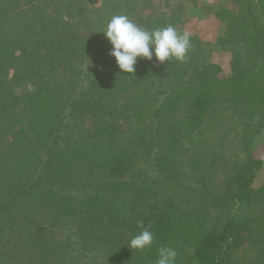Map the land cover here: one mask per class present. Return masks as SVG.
I'll return each instance as SVG.
<instances>
[{
	"label": "trees",
	"instance_id": "trees-1",
	"mask_svg": "<svg viewBox=\"0 0 264 264\" xmlns=\"http://www.w3.org/2000/svg\"><path fill=\"white\" fill-rule=\"evenodd\" d=\"M230 2L216 12L231 54L223 76L194 35L183 63L138 58L127 73L109 54L102 31L114 15L184 32L180 7L0 0V248L26 233L29 261L49 264H76L90 247L95 264H156L165 246L176 264H264V208L245 220L229 207L258 194L264 0ZM145 228L151 246L131 249Z\"/></svg>",
	"mask_w": 264,
	"mask_h": 264
},
{
	"label": "rangeland",
	"instance_id": "rangeland-1",
	"mask_svg": "<svg viewBox=\"0 0 264 264\" xmlns=\"http://www.w3.org/2000/svg\"><path fill=\"white\" fill-rule=\"evenodd\" d=\"M114 1L117 0H93V2H97V4H95V6L97 7H104L110 2ZM128 1H134V3L136 4L137 2H139L141 7L139 6V8L137 9L143 10L145 13L149 12L156 14L157 12L162 11L171 12V10H176V8L180 7L179 11L182 10L183 13H181V15L179 16V20L183 23V30L188 31L191 35L197 36L201 40L207 42L211 52L210 60L217 63L221 67V74L223 76H226L230 73V50L223 47L224 45L219 40V38H221L226 33L227 28L225 24L220 22V20L216 16L218 6L220 5L223 7H229V4L231 3L230 0ZM16 91L19 92L20 89L16 88ZM234 116V118H236V115ZM214 136L219 137L220 140H224L227 137V142L228 144H230L228 145V148L226 146L225 151L229 154V156L233 153L238 154L239 150L236 151V141L232 138V135L230 137L226 136L221 139V132H219L218 130L214 133ZM251 154L254 158L260 159L262 161L260 169L256 173V176L251 184V188L257 190L258 194L256 195V198L253 199L254 201H252L251 204L244 203L236 204L234 206L232 204L229 205V207L234 210L233 213H235L238 218H242L245 220L246 218H251L252 214H256L257 211H259L255 209L254 206H258V208H264V125L252 140ZM239 158L243 161H246V159H244V154H242ZM213 187L215 188V185ZM34 216L31 214L23 215L20 216L19 219L28 220L29 218V220H33ZM252 223L253 222L249 224L250 228L253 226ZM45 234L51 237L50 231L45 232ZM52 235H54L55 237V239L53 240L55 243L61 241L62 234H60L59 232L56 233V231H54ZM17 238L18 236L12 237L11 240L7 243L5 249L0 248V264H49V261H46L43 255L40 260L35 257V260L29 261L30 255L32 256V258H34L35 254L27 249V244L25 243L27 234L24 233L20 237L23 241L16 240ZM94 248L95 247H90L88 251L84 252L85 250H83L79 255L74 256L75 262L77 261L76 264H95V261L91 262V260L88 259V254L91 253ZM2 252L4 253L2 254ZM68 256L70 255L68 254Z\"/></svg>",
	"mask_w": 264,
	"mask_h": 264
},
{
	"label": "clouds",
	"instance_id": "clouds-1",
	"mask_svg": "<svg viewBox=\"0 0 264 264\" xmlns=\"http://www.w3.org/2000/svg\"><path fill=\"white\" fill-rule=\"evenodd\" d=\"M102 32L112 46L109 54L115 58L118 68L127 73L135 72L138 58L152 60L155 56L161 63L173 58L186 62L191 48V34L188 31L180 32L172 25L149 31L137 26L125 15H114ZM139 223L143 224V221ZM153 238V233L145 228L133 236L127 245L131 249L143 250L151 246ZM177 255L174 248L161 247L156 264H176Z\"/></svg>",
	"mask_w": 264,
	"mask_h": 264
}]
</instances>
